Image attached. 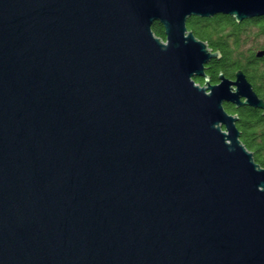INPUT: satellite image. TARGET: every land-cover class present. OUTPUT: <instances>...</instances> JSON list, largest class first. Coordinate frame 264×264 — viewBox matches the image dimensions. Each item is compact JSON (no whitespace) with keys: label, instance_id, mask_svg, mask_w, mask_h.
Segmentation results:
<instances>
[{"label":"water","instance_id":"95a60500","mask_svg":"<svg viewBox=\"0 0 264 264\" xmlns=\"http://www.w3.org/2000/svg\"><path fill=\"white\" fill-rule=\"evenodd\" d=\"M220 15L264 0H0V264H264V168L225 110L264 100L211 85L187 27Z\"/></svg>","mask_w":264,"mask_h":264},{"label":"trees","instance_id":"16d2710c","mask_svg":"<svg viewBox=\"0 0 264 264\" xmlns=\"http://www.w3.org/2000/svg\"><path fill=\"white\" fill-rule=\"evenodd\" d=\"M188 30L207 43L213 52L220 54L206 68V75L211 85L219 83V75L224 74L234 79L237 71L242 70L253 86L258 97L264 100V56L257 57V53L264 50V42L259 49L244 50V43L254 37L264 39V17L237 23L231 16L220 15L213 18L189 19ZM153 32L165 41L164 28L160 23L153 25ZM197 84L205 86V80L196 79ZM225 110L239 117L237 128L241 133V141L254 154V160L264 168V115L257 109L243 106L236 108L225 105Z\"/></svg>","mask_w":264,"mask_h":264},{"label":"rangeland","instance_id":"374dc122","mask_svg":"<svg viewBox=\"0 0 264 264\" xmlns=\"http://www.w3.org/2000/svg\"><path fill=\"white\" fill-rule=\"evenodd\" d=\"M254 32L250 34V39L248 42L246 41L243 45L244 50L252 49H259L260 45L264 42V39L261 37H254Z\"/></svg>","mask_w":264,"mask_h":264},{"label":"flooded vegetation","instance_id":"af4514ba","mask_svg":"<svg viewBox=\"0 0 264 264\" xmlns=\"http://www.w3.org/2000/svg\"><path fill=\"white\" fill-rule=\"evenodd\" d=\"M262 18V17H261ZM254 19H256V18H254ZM247 21V20H246ZM227 105V104H226ZM258 110V109H257ZM259 112H261V113H263V111L262 110H258Z\"/></svg>","mask_w":264,"mask_h":264}]
</instances>
